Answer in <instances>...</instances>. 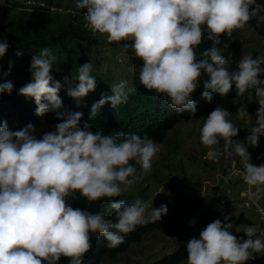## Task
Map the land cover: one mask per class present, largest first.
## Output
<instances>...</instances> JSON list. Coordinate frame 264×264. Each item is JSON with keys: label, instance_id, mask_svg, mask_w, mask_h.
I'll list each match as a JSON object with an SVG mask.
<instances>
[{"label": "clouds", "instance_id": "1", "mask_svg": "<svg viewBox=\"0 0 264 264\" xmlns=\"http://www.w3.org/2000/svg\"><path fill=\"white\" fill-rule=\"evenodd\" d=\"M76 6L86 10L88 27L106 34L109 43L121 44L125 52L130 50L143 62L140 84L166 96L178 113L195 115L197 104L191 97L203 74L208 79L203 81L202 95L208 100L212 94L227 96L233 85L240 95L255 89L259 103L256 126L245 141L233 139L240 129L228 119L229 111L219 106L204 121L200 141L211 149L207 159H219L213 146L221 139L226 157L242 158L247 197L259 201L264 196V163L250 162L246 143L256 146L264 135V81L258 79L264 73L260 67L264 57L245 55L237 62V70L230 71V60L216 46L225 45L222 34L231 36L258 16L261 6L257 0H77ZM259 19L264 21V16ZM203 39L213 41V46L197 59L195 49ZM8 48L7 40L0 41V58ZM55 60L48 48L33 56L32 82L19 89L20 95L34 98L37 116L62 107V84L51 74ZM93 68L86 62L70 81L64 78L75 85L68 88L70 97L79 101L95 91ZM11 70L10 63L5 75ZM13 87L11 81L0 83V94H11ZM110 88L113 94H101L91 107L90 118L105 103L114 109L126 104L135 91L127 80ZM82 116L71 110L57 112L60 122L55 130L41 137L31 123L12 131L7 121L0 122V264H58L62 257L70 264H82L92 249L91 234L102 235L107 247L116 248L137 226L167 214V206L161 205L146 219L148 207L140 199L131 203L110 199L113 220L69 203L68 197L76 192L89 201L119 197L121 185H132L151 172L152 159L159 151L147 134L93 132L86 122L81 126ZM236 116L240 120L250 117L244 106L237 109ZM232 228V223L219 219L207 224L198 237L187 241V264H244L254 253H264V241L253 239L254 227L246 229L247 239L232 234Z\"/></svg>", "mask_w": 264, "mask_h": 264}, {"label": "trees", "instance_id": "2", "mask_svg": "<svg viewBox=\"0 0 264 264\" xmlns=\"http://www.w3.org/2000/svg\"><path fill=\"white\" fill-rule=\"evenodd\" d=\"M0 1V30L4 32V36L2 33L3 39H0V41L7 40L9 44L6 54L0 58V83L11 81L14 85L11 94H0V122L7 121L8 127L12 131L20 130L31 123L36 129V133L43 135L45 132L54 131L55 125L60 122L56 119L57 112L71 110L83 113L80 121L81 126L86 122L90 125V129L93 132L99 130L105 135H115L117 132L122 131L127 134H137L141 137L147 134L155 142H159L162 141L168 131L179 121L200 118L204 122L210 112L218 106L231 112H236L239 107L244 106L247 108L249 114H256L259 108L257 98L252 102L246 104L238 103L233 106L231 101L240 96L234 91H230L227 96L212 94L211 100L206 99L202 95L203 81L208 79V77L206 74H203L197 89L191 97L197 104L195 115L188 112L178 113L171 107L170 101L166 96L158 95L155 91L146 90L139 80H135L129 85L135 91L129 94L126 104L114 109L110 103H105L98 114L94 118H90L91 107L101 99V94L109 96L113 94L109 91L108 81L93 71L92 75L96 78L97 82L95 91L89 92L87 96L77 101L67 94L68 88L75 85L70 82L66 83L64 80L65 77H68L70 81L79 66L90 62L84 46L86 44L96 45L99 42L96 32L87 26V22L84 19V12L86 10L77 8V0H37L43 2L47 7H60V5H63L75 10L65 13L48 12L39 5H25L23 4V0ZM257 4L261 6V12L247 24V27L259 37H264V21L259 19L262 13L264 16V0H257ZM23 7H30L32 9L27 12V15H23V13L19 15V9ZM207 35V29L205 28L204 36L206 37ZM221 36L223 43L227 47L225 48L223 44L216 46L222 49V55L226 59L235 58V53L238 51L240 45L232 43L227 34H222ZM112 44L113 47H116L115 51L124 52L121 44L116 42ZM212 46L213 41L203 39L202 43L195 49L197 59H200V54L204 50H208ZM45 48L51 49V54L56 57L51 74L55 80L60 81L62 84L59 92L62 107L55 111H49L43 116H37L35 114L37 106L34 98L20 95L19 89L32 82V73L30 71L32 57L39 55L40 51ZM17 53L21 54L17 55ZM119 55L121 53L116 54V56ZM252 58H254V55ZM136 62L138 66H142L143 62L140 59H136ZM10 63L12 64L11 74L5 75L8 72ZM258 79L262 81L263 78L259 76ZM260 145L264 152L263 137H260ZM131 163L134 164L135 162L132 161ZM252 163L258 164V161L254 160ZM130 197L129 194L121 193L119 197L89 201L81 196L79 192H76L73 196L68 197V201L73 207H79L93 213L99 212L105 218L115 220V211L110 208L109 200L115 199L127 202ZM161 205L167 206V214L162 215L161 219L156 222H149L137 227L136 231L124 238L125 242L119 247L109 248L107 247L106 239L102 235L97 233L91 234L92 249L85 254L82 264H106L107 260H113L115 256L126 253L130 246L139 243L150 231L162 233L178 232V217L169 210L164 200L158 203L157 209ZM216 219L221 220L222 223H232L233 228L230 229L232 234L238 238L247 239L245 231L239 229V226L247 223L243 215L237 218H224L220 212L213 209H209L197 222L186 228L183 234L187 240L193 236L198 237L199 232L207 224ZM256 238V236L253 237V239ZM263 256L264 253H254L251 257L253 260L258 261ZM58 264H70V262L68 258L62 257ZM149 264H187L186 244L179 246L170 254ZM244 264L251 263L250 261H245Z\"/></svg>", "mask_w": 264, "mask_h": 264}, {"label": "rangeland", "instance_id": "3", "mask_svg": "<svg viewBox=\"0 0 264 264\" xmlns=\"http://www.w3.org/2000/svg\"><path fill=\"white\" fill-rule=\"evenodd\" d=\"M60 7L74 10L63 5ZM28 11L30 9L20 8L18 14L27 15ZM261 15L263 16V13ZM2 33L4 36V32L0 30V39H3ZM96 37L99 39L96 45L86 44L84 47L89 61L94 66L93 71L108 81L110 93H112L110 87L120 80L129 81V85L135 80L138 81L141 66H138L136 59L139 58L131 51H128V54L125 51H115L116 47L112 44L114 42L109 43L106 34L96 32ZM228 38L232 43L240 45L235 58L229 59L232 66L230 71L237 70V62L245 55H254V58L264 57V37H259L247 25L243 29L235 30ZM120 53L121 55L116 56ZM260 67L264 69V64ZM260 77L264 81V73ZM230 91L237 93L234 85ZM256 98L255 89H249L233 99L231 104L233 106L238 103L246 104ZM229 113L228 119L240 129L233 139L245 141L250 135L251 128L256 126V114H249L250 117L240 120L236 112ZM203 124L200 118L176 123L162 141L156 142L159 151L152 159L151 172L132 185H121L122 194L131 196L127 202L140 199L147 205L146 219L150 217L152 209H157L158 203L164 200L169 210L179 219L178 232L150 231L139 243L130 246L126 253L115 256L113 260H107L106 264H149L170 254L187 243L183 232L209 209L220 212L224 218H237L243 215L247 223L239 226V229L246 231L248 227H254L256 237L264 241V196L255 203L248 199L249 186L242 178L244 162L239 156H225L222 139L218 145L213 146L218 152L219 159L206 158L211 149L200 141ZM36 135L42 136L39 133ZM260 137L264 138V135L259 136L256 146L246 143L250 162L256 160L258 161L256 165L264 163ZM149 222L153 221L148 219L145 224ZM247 261L251 264H264V256L258 261L252 257Z\"/></svg>", "mask_w": 264, "mask_h": 264}, {"label": "built area", "instance_id": "4", "mask_svg": "<svg viewBox=\"0 0 264 264\" xmlns=\"http://www.w3.org/2000/svg\"><path fill=\"white\" fill-rule=\"evenodd\" d=\"M23 4H25V5H32V4L39 5L40 7H42L45 10H47L48 12L65 13L67 11H73V10H69V9H63L62 7H57V6L47 7L43 2H40V1H37V0H23ZM23 8H26V7H23ZM27 9L31 10L32 8L27 7Z\"/></svg>", "mask_w": 264, "mask_h": 264}]
</instances>
